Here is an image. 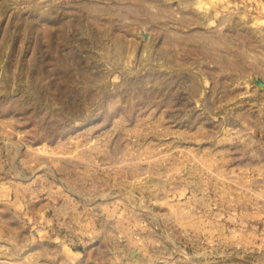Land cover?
Segmentation results:
<instances>
[{
  "label": "rangeland",
  "instance_id": "374dc122",
  "mask_svg": "<svg viewBox=\"0 0 264 264\" xmlns=\"http://www.w3.org/2000/svg\"><path fill=\"white\" fill-rule=\"evenodd\" d=\"M264 0H0V264H264Z\"/></svg>",
  "mask_w": 264,
  "mask_h": 264
},
{
  "label": "water",
  "instance_id": "95a60500",
  "mask_svg": "<svg viewBox=\"0 0 264 264\" xmlns=\"http://www.w3.org/2000/svg\"><path fill=\"white\" fill-rule=\"evenodd\" d=\"M258 85H259V86H264V83H262V82H258Z\"/></svg>",
  "mask_w": 264,
  "mask_h": 264
}]
</instances>
